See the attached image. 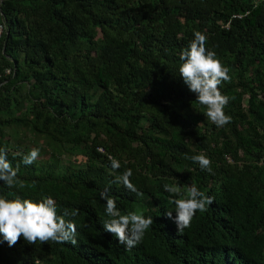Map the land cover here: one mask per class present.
<instances>
[{"label":"trees","instance_id":"16d2710c","mask_svg":"<svg viewBox=\"0 0 264 264\" xmlns=\"http://www.w3.org/2000/svg\"><path fill=\"white\" fill-rule=\"evenodd\" d=\"M0 24V149L24 184L0 195L78 209L77 244L0 236V264H264V0H0ZM195 31L229 68L223 127L178 75ZM33 142L49 157L25 165ZM201 153L212 172L189 159ZM166 183L213 199L183 234ZM105 191L153 217L142 243L104 231Z\"/></svg>","mask_w":264,"mask_h":264},{"label":"clouds","instance_id":"9594fccd","mask_svg":"<svg viewBox=\"0 0 264 264\" xmlns=\"http://www.w3.org/2000/svg\"><path fill=\"white\" fill-rule=\"evenodd\" d=\"M206 42L207 36L204 33L194 32V39L180 53L178 75L195 94L194 101L204 107L203 113L207 120L217 127H223L231 122V116L225 112L229 97L222 93L220 86L224 82H230L231 77L229 68L217 58L214 50L207 48ZM38 158L39 150L34 148L23 155L22 163L31 165ZM108 159L111 174L115 177L114 182L142 196L143 193L131 180L132 169L127 168L120 172V160L110 155ZM189 159L197 163L202 170L212 172V161L203 153L193 155ZM0 183L10 189L24 188V184L18 180L17 168L8 159L6 149H0ZM163 187L169 193L168 203L174 205L166 215L175 223L178 234H183L184 230L191 226L198 211H207V206L213 203V199L200 191L194 183L186 188L179 184L167 183ZM101 196L105 200V212L108 217L103 220L104 231L116 237L118 242L127 248L142 243L147 230L153 224V217L145 216L139 210L122 214L115 199L106 191L102 192ZM77 215L78 209H64L63 213L59 214L56 201L51 196L33 200L18 196L10 199L0 195V236L10 247L17 244L21 238L32 245L37 242H70L75 245L78 242L77 224L71 218ZM36 264H39V261H36Z\"/></svg>","mask_w":264,"mask_h":264},{"label":"rangeland","instance_id":"374dc122","mask_svg":"<svg viewBox=\"0 0 264 264\" xmlns=\"http://www.w3.org/2000/svg\"><path fill=\"white\" fill-rule=\"evenodd\" d=\"M32 146H33L34 148L38 149L39 151H42L44 148H46L44 142H33V143H31V147H32ZM39 146H41L43 149L40 148ZM48 157H49V154H46L45 151H43V152H39V158H38V159L45 160V159H47ZM64 159L67 160V157L64 158ZM68 159H69V158H68Z\"/></svg>","mask_w":264,"mask_h":264},{"label":"built area","instance_id":"2783aa9c","mask_svg":"<svg viewBox=\"0 0 264 264\" xmlns=\"http://www.w3.org/2000/svg\"><path fill=\"white\" fill-rule=\"evenodd\" d=\"M3 30H4V26L0 24V35L2 34Z\"/></svg>","mask_w":264,"mask_h":264}]
</instances>
